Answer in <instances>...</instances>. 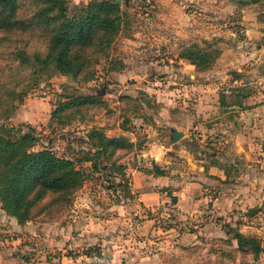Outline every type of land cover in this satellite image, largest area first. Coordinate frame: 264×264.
I'll use <instances>...</instances> for the list:
<instances>
[{
    "label": "rangeland",
    "instance_id": "obj_1",
    "mask_svg": "<svg viewBox=\"0 0 264 264\" xmlns=\"http://www.w3.org/2000/svg\"><path fill=\"white\" fill-rule=\"evenodd\" d=\"M89 1L72 0L71 5ZM121 3L127 4L131 28L117 37L89 79L55 74L34 83L32 68L22 64L14 51L16 47L29 53L43 51L42 41L30 34H8L0 43V97L3 105L13 104L17 109L12 117L0 119V127L33 123L39 139L35 149L50 146L71 156L81 148L77 137L99 127L106 135L123 136L131 143L107 162L126 168L146 165L143 154L152 148L166 147L175 154L179 144L195 156L203 151L213 154L218 148L233 150L232 140H225L229 136L221 132L227 119H223L222 105L238 101L249 107L264 102V0ZM23 10L28 17L34 6L24 0ZM205 40L213 42L220 54L210 68L199 69L182 54L195 43L204 46ZM257 44H262L263 52ZM241 79L246 85L239 84ZM88 94L97 95L100 102L67 109L61 113L64 123L54 121L49 126L47 115L59 100ZM174 129L184 133L178 141L172 139ZM187 156L173 155L174 167L189 170ZM253 159L264 178L263 152ZM119 179L91 172L68 208L46 207L24 225L0 205V264H93L89 256L110 238L111 264H124L130 258L129 247L144 251L157 245L164 236L161 232L141 234L142 219L134 208L112 210L115 204L121 205L115 202L118 194L114 190L121 189ZM260 192L262 198L255 208L203 201L197 207L203 211L199 216H181L173 208V221L155 222L163 229L173 224V264H264V253L256 256L250 247L241 250L234 239L240 231L258 238L264 247V186ZM251 210L255 213L249 214Z\"/></svg>",
    "mask_w": 264,
    "mask_h": 264
},
{
    "label": "trees",
    "instance_id": "obj_2",
    "mask_svg": "<svg viewBox=\"0 0 264 264\" xmlns=\"http://www.w3.org/2000/svg\"><path fill=\"white\" fill-rule=\"evenodd\" d=\"M29 1L34 10L24 17V0H0V43L11 33L30 34L42 41L43 51L29 53L22 47H16L14 51L22 64L32 68L34 83L50 79L55 74L74 79L82 75L88 79L93 77L95 65L107 57L117 37L131 28L127 4L114 3V0H90L73 6L72 0ZM204 43V46L195 43L182 54L199 69L210 68L220 54L213 42L205 40ZM98 102L100 99L92 94L59 100L50 113L49 126L54 121L64 123L61 113L67 109ZM1 104L0 119L12 117L16 105H3L0 97ZM25 125L28 127L26 131L22 129ZM17 126L19 128L0 127V205L18 224L32 221L46 207L68 208L73 202L72 196L85 184L91 172L99 173L101 178L108 175L120 178L117 183L120 191L114 187L118 194L116 203L132 198L127 168L107 163L117 150L131 145L126 137H110L94 126L84 136L77 137L81 148L78 154L71 156L59 154L50 146L35 149L39 141L34 133L35 126L25 123ZM169 154L175 155L173 152ZM84 163L89 165L86 167ZM150 170L155 175L167 172L156 162H152ZM50 196L49 203L44 204ZM177 201L178 198L172 196L173 204ZM171 227L173 224L167 229ZM234 239L241 250L250 247L256 256L264 253V247L256 237L237 231Z\"/></svg>",
    "mask_w": 264,
    "mask_h": 264
},
{
    "label": "crops",
    "instance_id": "obj_3",
    "mask_svg": "<svg viewBox=\"0 0 264 264\" xmlns=\"http://www.w3.org/2000/svg\"><path fill=\"white\" fill-rule=\"evenodd\" d=\"M260 47L262 44H257L258 51L263 52ZM239 84L246 85L243 79ZM252 98L250 97V100ZM251 102L248 104L252 105ZM241 104L236 101L231 105H222L223 119H227L222 123L226 129L221 132L228 134L229 137L223 138L227 141L232 140L233 150L218 148L213 154L203 151V154L195 156L176 144L175 154L180 157L189 154L187 156L189 170H187L186 167L184 169L179 166L174 167L173 154H169L173 150L169 151L171 149L166 147L152 148L146 155L143 154L146 157L144 158L146 165L127 168L131 177L130 188L133 196L131 199H123L121 205L115 204L112 210L134 208L135 214L142 219L138 227L141 234L161 232L164 238L161 241L159 239L157 245L151 249L145 247L146 245H140L146 248L144 251L140 247L138 249L129 247L127 253L130 258L124 261V264H173V227L163 229L154 225L159 219L170 216L173 218V208H176L181 216L187 214L199 216L203 211H199L197 207L203 201L209 203L215 201L222 207H228L233 203L241 204V207L243 205L246 208H255L259 204L264 178L259 175L262 169L253 157L257 153L264 154V102L249 107H243ZM19 111L15 114V118L16 115L19 116ZM50 113L51 110L46 121L49 120ZM26 124L35 126L33 123ZM245 125H248L246 126L248 130H245ZM259 146L262 147V151L258 150ZM259 159H262L261 156ZM152 162L166 169L165 175L149 172L152 169ZM191 168L195 169L191 170ZM172 196L178 198L176 204H173ZM147 241L148 238L144 242Z\"/></svg>",
    "mask_w": 264,
    "mask_h": 264
},
{
    "label": "built area",
    "instance_id": "obj_4",
    "mask_svg": "<svg viewBox=\"0 0 264 264\" xmlns=\"http://www.w3.org/2000/svg\"><path fill=\"white\" fill-rule=\"evenodd\" d=\"M112 242H113L112 238L106 240L98 251L91 253L88 260L93 264H111L112 259H111L109 245Z\"/></svg>",
    "mask_w": 264,
    "mask_h": 264
},
{
    "label": "water",
    "instance_id": "obj_5",
    "mask_svg": "<svg viewBox=\"0 0 264 264\" xmlns=\"http://www.w3.org/2000/svg\"><path fill=\"white\" fill-rule=\"evenodd\" d=\"M123 0H114L113 2L114 3H121ZM245 1H248V0H245ZM183 132L182 131H179V130H177V129H174L173 130V137H172V139L174 140V141H178L182 136H183Z\"/></svg>",
    "mask_w": 264,
    "mask_h": 264
}]
</instances>
